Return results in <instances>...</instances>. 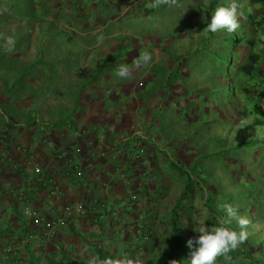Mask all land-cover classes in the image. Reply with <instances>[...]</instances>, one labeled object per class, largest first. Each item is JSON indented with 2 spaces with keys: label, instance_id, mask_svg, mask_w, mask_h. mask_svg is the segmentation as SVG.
Listing matches in <instances>:
<instances>
[{
  "label": "trees",
  "instance_id": "trees-1",
  "mask_svg": "<svg viewBox=\"0 0 264 264\" xmlns=\"http://www.w3.org/2000/svg\"><path fill=\"white\" fill-rule=\"evenodd\" d=\"M189 2L0 0V140L3 141L6 130L16 127L18 116L24 111L29 112L31 125L38 128V134L43 137V122L32 113L38 111L36 107L45 100L44 96L62 98L66 92L61 87L63 79L70 76L75 82L68 81L67 93L68 97L74 95L72 106L79 112H84L82 99L88 96L86 90L92 89L93 92L99 91L97 100L105 99L106 106L117 109L115 113L119 118L121 113H129L133 126L137 127L135 130L142 128L145 137L137 133L132 136L131 140H141L142 145L130 155L128 166H137V154L141 151L140 158L145 161L146 170L145 173H132L126 177L130 188L133 182L139 180L135 182L136 189L141 183L139 192L146 188L151 192L150 196L157 199L161 188L168 189L178 181L184 183L177 202L164 210L167 221L161 225L159 232L164 235L163 241L169 240L167 246L157 241L152 243L153 240L148 243L132 241L131 245L126 242L128 246L115 252L89 246L85 251L79 249L84 256L88 255V261L65 256L62 251L60 260L55 259L53 264H105L107 260L130 264H189L191 250L183 239L198 236L202 226L215 227L221 220L229 219L222 205L228 204L234 209L238 206L229 191L232 187L231 175L237 183L242 182L250 194L254 190L252 174L238 159L237 152L244 146L238 141L244 138L252 146L264 149V135L260 139L251 138L257 134L254 131L264 128V43L260 38L264 36V0H236L240 27L232 33L226 30L216 33L205 31L216 7L228 6L232 0H196L189 15L192 18L201 17L200 31L203 33L195 44L181 45V40L190 35L192 26L190 21H177L176 17L184 12L178 5L186 8ZM188 12V9L185 10V13ZM20 23L26 26L20 28ZM114 25L118 29L125 27L128 32L121 39L120 57L127 58V53L123 52L127 46L124 45L125 40L132 39L134 36L130 35L134 34L142 37L135 42L140 46L136 54L140 58L144 52H149L151 60L147 65L140 64L138 67V60L125 65L129 75L124 78L116 75L122 66L121 59L118 58V63L114 60L115 56L101 64L93 61L95 75L91 74L81 82L76 80V72L83 68L79 59L88 55L84 46L88 39L91 42L94 37L93 30L101 27L99 34L103 36L105 30ZM158 29L160 35H156ZM258 33L261 35L256 38ZM8 37L14 40V45L6 44ZM33 38L35 42L32 44ZM28 45H36L34 58L30 61L24 56ZM53 45L70 46L53 49ZM155 51L157 60L152 55ZM30 104L33 109L28 111L25 108ZM19 107L24 108L20 111ZM73 118L72 114L68 115L66 126L70 132L75 137L87 134V131L75 126ZM120 121H124L123 118ZM57 124L62 125L63 122L58 121ZM220 126L231 130L230 141L221 132ZM88 128L102 133L98 139L111 134L109 131V134L103 133L104 127L90 125ZM234 129L238 131L236 143L232 142ZM6 144L7 149H14L13 141L7 139ZM2 158L0 149V163L4 165ZM105 158L113 160L111 156ZM4 162L6 166H12L8 161ZM4 174L0 167V191L7 190L10 194L13 189L9 180H4ZM142 174L143 178L138 177ZM217 174L223 176L228 190L219 184L221 179L216 181ZM260 190L264 191V187ZM241 192L245 198L250 197L245 190ZM245 205L238 206V215L252 220L248 213L250 209ZM196 206L207 208V222L193 218ZM260 213L263 214V211ZM186 215L189 216L188 222L181 223ZM112 221L109 220L108 226L114 235L123 240L132 238L126 233L130 225L125 217L119 222ZM154 221L162 224V220L158 219L143 224ZM93 222L103 227L100 220ZM247 233L244 243L237 249L217 257V264H264V257L261 256L264 239L259 242L254 239L253 233ZM25 250L31 255L29 245Z\"/></svg>",
  "mask_w": 264,
  "mask_h": 264
},
{
  "label": "crops",
  "instance_id": "crops-1",
  "mask_svg": "<svg viewBox=\"0 0 264 264\" xmlns=\"http://www.w3.org/2000/svg\"><path fill=\"white\" fill-rule=\"evenodd\" d=\"M87 91L88 96L82 99L84 112H79L78 108L72 106L75 100L72 96L64 95L62 98H56L48 95L46 96H50L48 100H42V104L36 107L38 111L33 112L32 115H36L38 120L43 122L41 129L43 137L38 134L40 130L31 125L29 112L27 114L24 111L18 116L20 118L16 122V127L10 131L6 130L3 141L0 140L4 163V165L0 163V167L5 172L4 180L8 179L16 192L23 187L25 197L39 208L41 214L51 218L63 212V204L67 201L68 204L86 202V206L100 203L101 208L95 206V209H103L109 213L128 209L130 196L120 176V170L124 169V166L128 167L130 155L133 151H138L142 145L141 140L136 138L131 140L133 134L145 136L141 127L135 130L137 127L133 126V118H130L129 113H124L125 116L119 118L115 107L106 106L105 99L104 101L96 99L99 91L93 92L92 89ZM94 103L96 106H93ZM27 106L25 109L28 111L33 109L31 104ZM24 107H19L20 111ZM70 114L74 117L75 126L80 130L84 129L87 134L75 137L70 132L66 126ZM122 118L124 121H120ZM58 121L63 124L58 125ZM125 121L131 123L125 124ZM90 125L104 127L103 133L109 131L111 134L109 137L105 134V137L98 139V135L102 133L92 131L88 128ZM7 139L28 146L27 153H23L30 156L27 163L21 161L22 152L13 148L7 149ZM107 155L112 156L113 160H107L105 158ZM4 161H8L12 166H6ZM36 162L41 164L45 172V175L39 179L32 169L33 163ZM138 162L140 167L137 170H135L136 166L128 167L125 172L128 177L132 173L135 175L138 172L145 173V161L140 158ZM76 169L82 171L80 176L82 179L76 176ZM56 176L59 178L57 183L58 186L60 183L62 191L58 199L48 196V187L45 184V179L51 180ZM92 218L93 215L88 217L75 215L68 221V227H60L58 236L62 234L63 240L68 236V242L71 240L76 245L80 244V239L83 237L85 242V233L89 232L90 227H94ZM29 224L22 215L21 203L11 196L9 191H0V263L44 264L46 259L53 261L57 254L56 247L42 241L41 230ZM67 228L68 235L63 232ZM58 236V240H61ZM27 245L30 247L31 255L25 250ZM86 258L88 259V255Z\"/></svg>",
  "mask_w": 264,
  "mask_h": 264
},
{
  "label": "clouds",
  "instance_id": "clouds-1",
  "mask_svg": "<svg viewBox=\"0 0 264 264\" xmlns=\"http://www.w3.org/2000/svg\"><path fill=\"white\" fill-rule=\"evenodd\" d=\"M167 2H174V0H167ZM155 6V5H154ZM238 4L236 3V0H232V3H230L228 6H217L213 14L211 15L210 22L207 24L205 31L209 33H216L219 30H226L229 33L235 32L239 27V21H238ZM190 19H193L192 17ZM115 32L119 30L118 28H114ZM102 34V33H101ZM124 34H128V32L125 29L124 33H114L113 35H107L104 34L101 35V38L104 36L108 37V40L114 39L115 42L111 43L109 45V52L105 56L104 59L100 60V64L109 59L112 56H115L114 60L118 63L119 59H121L120 64L122 66L117 70L116 75L118 77L124 78L129 75V70L127 67H124L125 65H129L132 62H136L137 67L140 66V64L147 65L148 62L151 60V54L149 52H144L140 58L139 55L136 54V51H140V46L138 43H135L136 41L142 39L140 35H134L132 39L128 38L125 40L126 49L123 50V52L127 53V58L120 57L121 52V39ZM156 35H160L157 34ZM261 35V33H258L256 38H258ZM262 37V38H261ZM100 38V39H101ZM262 42L264 43V36H260ZM99 39V40H100ZM6 44L9 46L14 45V40L11 37H8L6 39ZM69 46V45H68ZM93 45H85L84 47L88 50V55L85 57V59L80 58L79 61L83 63V68L86 66L89 67L88 62H92L91 65L94 66V62L91 61L89 58L91 50L90 47ZM120 53V54H119ZM156 54V60L158 58V54L156 51L154 52ZM119 58V59H118ZM131 62V63H130ZM79 69L78 72H76V76H78L81 73V70ZM148 70L145 71L147 73ZM75 72V71H74ZM91 74L95 75L94 68L92 69ZM87 75L84 79H78L76 80L84 81L87 79V77H90V75ZM75 76V77H76ZM88 90V89H87ZM86 90V91H87ZM65 96H68V93H64ZM76 95V94H75ZM74 97V95H71ZM46 100L49 99V97H44ZM257 134L252 136L251 138H262L264 135V128L260 127L256 131ZM248 137V136H247ZM258 139V140H259ZM251 141V140H250ZM238 143H244L243 148H241L238 152V159L243 163V166L247 167V172L251 173V183L254 185V190L257 192V194H254L257 196L256 201L254 200L247 205L250 210H248L249 215L251 216L250 220L249 218L238 215V206L234 209L231 205L225 204L222 205V209L226 212V215L229 219L221 220L218 226L215 227H200L198 232L199 235L190 238V239H183L186 243V247L189 248L190 251V259L189 264H217V257L225 255L229 253L232 250L237 249L243 241L247 238V231L249 226L254 223L255 225L257 223H260V228L255 229L252 233L257 232L260 234L259 242H261L264 239V191H258L259 186L262 188L264 187V154L263 152H259L260 147L255 145L252 146L251 143H247L245 138L241 141H238ZM15 150L22 152L20 153L23 157L21 160L23 163H26L30 160V156H26L23 153H27L29 150L28 147H25L23 145H20L18 143H13V146ZM246 148V150H243ZM244 152H249L252 154H244ZM141 151L137 154L138 160H140L141 157ZM110 156V155H107ZM112 157V156H111ZM40 165V172L37 173L35 171V165ZM135 166V165H133ZM129 167V166H128ZM127 166H124V169L122 168L120 176L123 178L125 183L126 191L129 194V202H128V209L127 211H120L118 213H109L106 210L103 209H95V206H99L101 208V204L96 205H85L84 203H76V204H68V201L65 202L63 212L59 214V216L56 217H48L46 215L41 214L39 208L33 204L28 198H26L25 193L23 192V187H20L19 192L14 191L15 188L12 186L11 182L9 181L10 188L13 189V191H10V195L16 198L21 203V212L24 211L30 215L29 217V225L31 227H37L40 231V239L44 242H46L47 245H54L57 249V254L54 257L53 261L60 260L62 251L64 252L65 256H76L79 257L82 261H88L86 256L83 255L79 251V249H82V251H85L89 246L98 247L100 249L105 250L106 252H115L117 250H121L122 248L131 245L132 241H142V242H149L150 240H153L152 243H164L167 246V243H169V240H162L164 235L160 234L159 229L161 228V225H164V221H167L164 215L165 209H170V206L173 203H176L179 199L180 195L182 194L184 183L181 182H174L170 187L161 188V192H159L160 196L156 198L150 196V191L146 190L144 188L141 192H139L138 188L140 186L135 187L134 182L132 183V187L128 186V182L126 181V169ZM140 167V162H138L135 170H137ZM33 173L36 175V178L39 179L40 177H43L45 175V172L43 171V168L41 167V164L39 162L33 163L32 165ZM76 173L79 175H82L81 170L76 169ZM125 176V177H124ZM144 174L138 176L143 178ZM59 178L56 176V178H53L51 180H46L45 184L48 187V196L58 199L61 197L62 191L60 188V183L58 186L57 180ZM59 181V180H58ZM139 180H136L137 183ZM146 182L150 183V180H147ZM167 182V181H166ZM165 182V183H166ZM18 188V187H17ZM155 189V187H153ZM223 188L228 190V188L223 184ZM138 190V192H137ZM245 190L247 193L248 188L246 186H243L241 188V191ZM52 191L55 192V194H52ZM252 191V192H253ZM250 194V193H249ZM207 197V196H205ZM170 199V200H169ZM87 204V203H86ZM156 204V205H155ZM263 211V214L260 212ZM181 213V210L178 212ZM90 214V215H88ZM75 215L81 216V217H88L92 216V221L100 220L103 223V227H99L95 225L94 227H90L89 232L86 234V241L83 242V238L80 239V244L77 243L74 244L71 242V240L68 242V236L66 240L62 239V234L58 236V232L60 227H68V221L71 220ZM125 217L126 221L128 222V225H130L126 230V233L128 235H131V239L127 238V240L120 239L118 235H114L112 232V228H109L108 223L110 219H113L112 222H119L122 220V218ZM194 219H196L199 222L205 223V219L199 210V207L196 206V209H194ZM254 218L256 220L254 221ZM94 219V220H93ZM158 219L162 220V224H160L159 221H154L153 223L147 222V224H143L145 221ZM189 219V216L186 215V217L183 218V220H180L181 223H187ZM234 219L236 221V224L238 225L237 229H234L230 227L231 220ZM203 220V221H202ZM194 222V221H193ZM193 224H199V223H193ZM202 225V224H199ZM263 225V227L261 226ZM151 227V228H150ZM262 229L261 232L259 230ZM238 230V231H237ZM66 235H68V228L67 230L63 231ZM251 233V232H250ZM251 233V234H252ZM57 236L59 237L58 240ZM193 237V235H191ZM140 239V240H138ZM127 242V244H126ZM124 243V244H123ZM116 246L115 248L113 247ZM121 246V247H120ZM169 246V244H168ZM120 247V248H118ZM258 256H260L258 254ZM261 256L264 257V250L261 252ZM53 261L51 259H46L44 261V264H53ZM91 263V262H90ZM105 264H130V262L125 261H112L107 260L105 261Z\"/></svg>",
  "mask_w": 264,
  "mask_h": 264
},
{
  "label": "rangeland",
  "instance_id": "rangeland-1",
  "mask_svg": "<svg viewBox=\"0 0 264 264\" xmlns=\"http://www.w3.org/2000/svg\"><path fill=\"white\" fill-rule=\"evenodd\" d=\"M195 3H196V0H190V2H189V4L187 5L186 8L182 7L181 5H178V8L184 10V12H182L181 15H178L176 17L177 21L178 20H180V21L181 20H187V21H190V25L192 26V29L190 31V35L184 37L181 40V45H190V44L193 45V44H195L196 43L195 40L199 37L200 33H203L202 31H200L201 17L199 16V17L190 19L191 16L189 15V13H192L191 9H192V7L194 6ZM187 9L189 10V12L185 13V10H187ZM171 19H173L172 16H171ZM19 26H20V28H24L26 26V24L25 23H20ZM114 26L115 27H110L107 31L105 30V34L113 35L114 33L116 34V33H124L125 32V27H123L122 29H119V30H117L115 32L114 28H117V27H116V25H114ZM100 28H96V29L93 30L94 37L91 38V42H90V39H88V43L86 44V45H93V46L90 47L91 53H90V56L88 58L91 61H100V60L104 59L105 56L109 52V45H111V43L115 42L114 39L108 40L107 36H104L100 40H98V38H100L99 36H101V34H99V33L102 31ZM157 34H160L159 29L157 30ZM37 38L38 37L36 36V40H37ZM34 42H35V39L33 38L32 44ZM67 46L68 45H59V46L58 45H53L52 48L53 49H57L59 47L60 49H63L65 47H67ZM35 47H36V45H28V50L25 51V55H24L27 58V60L30 61V60H32L34 58ZM152 55L156 56L155 53L152 54ZM91 63L92 62H88L89 67L86 66L85 68H83L81 70V73L78 76H76L75 79L76 78H78L79 80L80 79H84L87 75L91 74L92 69L95 68V66L91 65ZM68 81L69 82H75L72 77L65 76V78L63 79V84H62L61 87H64L66 92L68 91L67 88H66V86L68 85ZM119 100L121 101L120 97H119ZM105 103H107V102H105ZM93 106H96V104L94 103ZM124 116H125L124 114H122V113L120 114V118L124 117ZM220 127H221L220 128L221 132H224V135L226 136L228 141H230L231 130L229 128H225L224 126L223 127L220 126ZM237 136H238V131H237V129H234L233 130V136H232V142L236 143ZM243 150H246V148H244ZM259 152H263V154H264V149L260 148ZM244 154H252V153L244 152ZM218 178H219V180L221 179V182L219 184L223 187V184H224L223 176L217 174L216 181L218 180ZM231 179H232V187L229 188V191L231 193V199L233 200L234 203L236 202L235 204H237L238 206H241V207H245L246 206L245 204L248 205L253 200H254V202L256 201L257 196H255L252 193L257 194V192L253 191L250 194L249 198H245V194L241 192V188L244 186V184H242V182L241 183H237L234 180V177L232 175H231ZM260 189H261V187L259 186L258 191H261ZM235 198H236V201H234ZM199 210L201 211L204 219L207 222L208 218H206V216H205L206 212H207V208H203L202 206H199ZM22 215L27 221L29 220L30 215L28 213L22 211ZM255 226L260 228V223H257L256 225L254 223H252L249 226V228H248L249 232L252 233L255 229H257V227H255ZM261 226L263 227V225H261ZM230 227H232L234 229L238 228V225L236 224V221L234 219L231 220ZM261 231H262V229L259 230V232H261ZM253 237H254V239L259 241L260 234H258V231L253 233ZM243 243H244V241H243Z\"/></svg>",
  "mask_w": 264,
  "mask_h": 264
},
{
  "label": "built area",
  "instance_id": "built-area-1",
  "mask_svg": "<svg viewBox=\"0 0 264 264\" xmlns=\"http://www.w3.org/2000/svg\"><path fill=\"white\" fill-rule=\"evenodd\" d=\"M27 163V162H26ZM35 171L37 172V173H39L40 172V165L38 164V165H35ZM52 194H55V192H53L52 191Z\"/></svg>",
  "mask_w": 264,
  "mask_h": 264
}]
</instances>
